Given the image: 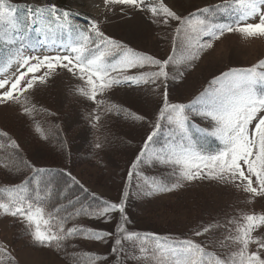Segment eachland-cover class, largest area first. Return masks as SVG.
I'll return each instance as SVG.
<instances>
[{"label":"snow or ice","instance_id":"snow-or-ice-1","mask_svg":"<svg viewBox=\"0 0 264 264\" xmlns=\"http://www.w3.org/2000/svg\"><path fill=\"white\" fill-rule=\"evenodd\" d=\"M104 2L149 13L148 18L153 23L172 27V55L157 59L137 52L107 36L95 20L89 21L87 28L75 25L70 19L72 13L55 4H26L25 15L18 16L17 5L11 0H0V44L3 45L0 47L3 53L0 55V105L20 104L24 113L30 114L33 107L29 106L28 96L38 86L46 85L60 70L83 81L84 87L77 91L99 107L104 100L97 97L116 85L166 86L170 64L194 66L195 61L226 34L264 38V0H222L221 4L197 8L187 15L178 14L165 0ZM220 13L231 15L232 19L218 22ZM32 33L38 34L35 40ZM153 66L154 71H141ZM163 97L157 123L131 166L129 181L138 165L148 161L172 168L175 176V183L170 186L153 181L148 185V194L172 191L192 182L214 181L248 194L249 203L264 199V60L251 67L221 72L187 104L170 103L166 87ZM193 115L209 122L210 130L200 131L216 137L219 147L209 149L207 143L197 137L192 130ZM94 119L99 121L100 116ZM136 119L144 118L137 116ZM160 120L168 121L172 139L157 150L152 148V143L161 128ZM37 131L44 130L38 127ZM2 135L14 150H19V145L7 133ZM7 147L0 143V149ZM20 163L31 175L0 193V214L24 222L33 240L41 246L60 249L77 237L97 241L112 238L111 232L86 228L75 221L82 215L110 221L112 213L119 212L122 223L117 225L113 253L123 252L127 244L134 254L138 252L142 260L152 264H264V235H253L264 229V213H243L225 225L209 224L194 233L206 236L223 228L226 235L217 241L221 255L210 252L207 245L194 239L162 241L155 234L150 246L149 237L129 232L125 227L127 190L119 203L104 201L95 208L85 207L76 197L75 201H69L72 211L62 215V205L49 207L56 190L55 178L47 175L49 170L30 162ZM70 221L72 226L67 227ZM253 244L255 250L250 248ZM229 246H235V250L228 251ZM6 257L11 264L14 258L6 247H0V264H5ZM98 258L89 254L87 264H95ZM77 264L85 262L78 260Z\"/></svg>","mask_w":264,"mask_h":264},{"label":"rangeland","instance_id":"rangeland-1","mask_svg":"<svg viewBox=\"0 0 264 264\" xmlns=\"http://www.w3.org/2000/svg\"><path fill=\"white\" fill-rule=\"evenodd\" d=\"M37 1L55 4L72 14L84 15L87 21L76 20L82 22L84 28L89 27V21H97L107 36L137 52L157 59H167L172 55V27L153 23L148 18L149 13L127 6L106 5L104 0ZM165 3L178 14L187 15L197 8L221 4L222 0H165ZM18 11L19 6L17 15ZM218 17V22H225L227 16L220 13ZM260 60H264V38L244 37L240 33L226 34L204 52L194 66L170 64L166 86L116 85L97 97L104 100L99 107L77 91L84 87L83 81L67 71L57 70L46 85L38 86L28 96L29 106L33 107L30 114L24 113L20 104L0 105V143L8 146L0 149V193L7 186L18 185L31 175L27 167L13 170L19 159L17 154L29 153L28 159L32 165L64 168L109 202L119 203L127 190L124 214L127 217L125 227L129 232L149 237L155 234L161 240L169 241L194 239L221 255L217 250V241L223 240L226 235L223 228L206 236H195L194 233L209 224L225 225L243 213H264V199L258 198L249 203L248 194L214 181L192 182L172 191L148 194V185L153 181L169 186L175 183L174 170L155 162L140 163L133 171L131 181L128 174L157 123L163 108L165 87L170 103L187 104L221 72L230 68L251 67ZM154 70L153 66L141 71ZM96 115L100 116L99 121L94 119ZM137 116L144 119H136ZM191 121L193 132L207 143L209 149L220 146L216 137L200 131L205 128L210 130L208 121L195 115ZM159 122L161 128L152 143V148L157 150L172 139V128L168 121ZM38 127L44 131H37ZM3 133H7L19 145L18 151L11 147ZM52 135L65 137V141L55 146L49 138ZM75 223L101 232H111L113 237L104 241L77 237L60 249L41 246L33 240L24 222L0 214V247H6L14 258L11 264H67L61 254L68 246L71 250L98 256L95 264H129L127 244L123 252H112L117 225L122 223L119 212L112 213L110 221L83 217ZM71 226L70 221L67 227ZM258 234L264 235V229L253 233L254 236ZM255 247L254 244L250 245L251 250H255ZM232 250H235V246H229L228 251ZM5 264H9L7 257Z\"/></svg>","mask_w":264,"mask_h":264},{"label":"trees","instance_id":"trees-1","mask_svg":"<svg viewBox=\"0 0 264 264\" xmlns=\"http://www.w3.org/2000/svg\"><path fill=\"white\" fill-rule=\"evenodd\" d=\"M50 141L55 146H59L62 144L63 141H65V137H61L60 135H52L49 137ZM29 153L19 152L17 154L18 162H16L13 166V170H17V166H19L20 169H24V164L20 162H30L28 159ZM88 158V157H86ZM49 170V173L47 175H50L51 177L55 178L56 181V190L54 191L50 201H49V207L51 206H57L62 205V215H66L67 212H71L73 205L69 203V201H75L76 197L80 198V201L83 203L85 207L88 205H91L93 208L99 207L103 204L104 201H107L103 196L94 191L92 188L88 187L86 184L82 183L78 179L73 180V176H68L69 173L64 168H46ZM79 204L76 205L77 208H79ZM83 217H89L87 215L80 216L77 220L83 218ZM142 237H149L148 235H141ZM152 237V236H151ZM149 237L148 244L151 246L154 241ZM139 243V242H137ZM209 250V249H208ZM210 252H214L209 250ZM63 259L68 264H77L78 260L84 261L85 264H87V256L89 255L86 252H77L74 250H71V247L68 246L64 249L63 253ZM127 259L129 261V264H149L152 263L148 260H142L140 258V254L137 252L134 254L133 250L129 247L127 252Z\"/></svg>","mask_w":264,"mask_h":264}]
</instances>
